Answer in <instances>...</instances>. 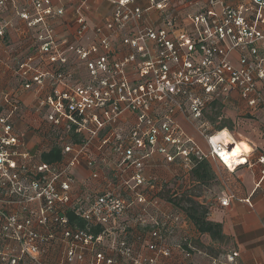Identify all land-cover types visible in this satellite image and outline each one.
Returning <instances> with one entry per match:
<instances>
[{"label": "built area", "instance_id": "1", "mask_svg": "<svg viewBox=\"0 0 264 264\" xmlns=\"http://www.w3.org/2000/svg\"><path fill=\"white\" fill-rule=\"evenodd\" d=\"M60 1L0 0V49L14 81L0 89V264H238L233 251L175 239L186 215L160 208L162 189L146 172L154 155L187 170L208 157L228 172L246 164L228 166L230 144L203 126L213 104L220 123L221 104L237 96L264 135V0H78L70 38L56 31ZM101 1L110 13L92 26ZM8 7L31 37L24 47L5 42L16 27L1 16ZM53 149L61 159L43 162ZM256 161L264 171V150ZM99 179L105 186L91 190ZM126 214L147 229L136 240L115 229Z\"/></svg>", "mask_w": 264, "mask_h": 264}, {"label": "crops", "instance_id": "2", "mask_svg": "<svg viewBox=\"0 0 264 264\" xmlns=\"http://www.w3.org/2000/svg\"><path fill=\"white\" fill-rule=\"evenodd\" d=\"M15 1L17 6H22L26 0ZM77 1L61 0L58 3L65 9L64 15L58 19L56 24V31L59 36L68 38L72 36L75 24L70 20L73 17L74 5ZM146 2L147 0H137V4L142 7H146ZM95 6V14L89 19L92 26L102 23V18L110 13V6L103 1L98 2V4L96 2ZM8 8L1 16L7 19L14 18L13 9L11 7ZM156 15L157 13L154 11L146 14V22L152 25L156 24ZM14 22L16 23V27L14 30L8 31L5 42L8 44L22 43L24 47L29 43L31 37L22 38L25 26L16 18H14ZM0 59L4 63L0 65V89H7L13 85L14 81L11 79L7 67L4 66L7 63L8 56L1 49ZM20 95L24 103L27 105L31 103L33 98L32 93L22 91ZM221 105L223 110L222 117L231 121V129L228 130L225 128L223 130L234 141V138H237V141L241 143L245 142L251 148V152L244 155L246 164L240 165L233 172H228L224 166L210 157L206 159L207 163L210 164L214 179L209 182L207 187L202 186L205 188L204 192H207V196H203L202 199L200 198V201H198L199 199L197 201L208 209L207 220L221 226L224 242L212 241L206 235L199 236L193 224L182 214L183 211L180 212V210L174 208L166 198L165 200H160V208L164 211L167 210L182 214L183 224L176 231L174 235L175 239L180 240L182 236H187L195 247L199 244L205 247H211V249H222L224 252L233 251L237 255L238 264H264V171L263 166L256 161L264 150V140L253 139L252 134L246 133L244 128L249 125L251 120H247L243 112H241L242 106L237 96L231 97L228 102L222 103ZM134 120L135 117L131 115L126 116V122L128 124L134 123ZM181 122L187 135H190L196 145L206 152L207 149L203 138L197 135L194 130L188 129L183 120ZM217 124L219 123L217 122ZM15 125L18 128H23L18 121ZM258 129L256 127L253 131L259 133ZM27 137L31 148L32 144L36 143V139L34 137L29 138V134ZM146 175L148 177L150 175L156 177L158 186L156 192L162 189L165 184H168V187L172 188L170 181L174 178L181 177V179H185L186 181H183L184 183L182 181H179V183L183 184V188L187 190L197 184L191 181L189 178V170L185 167L176 163H165L158 155L152 157ZM77 180L81 182L82 179L77 177ZM104 186V181L99 179L96 183H92L91 190H100ZM231 196L232 198H230L227 206L221 207L219 205L218 201L220 199ZM122 228L126 229V233L132 240H136L135 238L139 233L147 230L137 226L134 223L133 217L128 214L122 217L118 223V227L115 229L116 231H121ZM172 264L186 263L179 260L178 262H172Z\"/></svg>", "mask_w": 264, "mask_h": 264}, {"label": "trees", "instance_id": "3", "mask_svg": "<svg viewBox=\"0 0 264 264\" xmlns=\"http://www.w3.org/2000/svg\"><path fill=\"white\" fill-rule=\"evenodd\" d=\"M217 107V105L213 104L211 107V114L207 116V120H209V123L214 127L213 131L217 133L221 132L225 128L230 130L231 121L228 119H223L219 124L216 125L217 118L219 117V110H216ZM60 159L61 154L55 149L50 150L41 156V160L45 163L58 161ZM189 178L193 183L195 182L200 186L207 187L209 182L214 179L213 172L211 171L210 164L207 163V160H195L194 167L189 170ZM170 195L171 196L166 199L172 204L174 208L184 212L187 219L193 224L194 228H196L199 234L206 235L215 242H224L221 226L217 223L211 221L209 222L207 220L208 209L204 205L198 203L196 200L194 201L189 195H180L179 199L178 196H175V194L173 196L172 194ZM157 197L161 198L159 193ZM68 218L71 223L75 222L77 226H82V222L72 213H68ZM99 231L100 229H96L94 233H98ZM197 248L204 249L206 252L211 254V247H205L198 244Z\"/></svg>", "mask_w": 264, "mask_h": 264}, {"label": "rangeland", "instance_id": "4", "mask_svg": "<svg viewBox=\"0 0 264 264\" xmlns=\"http://www.w3.org/2000/svg\"><path fill=\"white\" fill-rule=\"evenodd\" d=\"M229 61H231L232 64H234V65L237 64V62L235 60V56H233V55L229 57ZM222 112H223V110H222ZM257 121L256 120L251 121V123L248 126H246L244 129L246 130V133H249L250 135L252 134V138L253 139L256 138V140H258V139L264 140V136H262L261 134L256 133L255 131H253V129L256 128V127L257 128H261V124H259ZM186 127L188 129H191L193 131V129L190 128L188 125H186ZM207 128L208 129L209 128H213L214 129V127L210 123L209 124L207 123V124H205L203 126V129H206L207 130ZM262 137H263V139H262ZM234 139H235V141L238 140L237 138H234ZM179 181H182L183 182V181H186V180L185 179H181V177L180 178L171 179L170 183H171L172 188L168 187V184H165L163 186L162 190H160L159 196L162 199H165V198H168V197L171 196L170 195V192H171L172 195H174V194L189 195L190 197H192V199H195L196 201L198 199H199L198 201H200V198L202 199L203 196H205V197L207 196L206 195L207 192H204L205 191V188H203L202 186L195 184L194 186H191L189 188V190H187V189L183 188L184 185L181 184V183H179ZM190 184H193V183H190ZM179 198L180 197H178V199ZM223 252L224 251H222V249H219V250L211 249V254H214V255H216L217 253H223Z\"/></svg>", "mask_w": 264, "mask_h": 264}, {"label": "bare ground", "instance_id": "5", "mask_svg": "<svg viewBox=\"0 0 264 264\" xmlns=\"http://www.w3.org/2000/svg\"><path fill=\"white\" fill-rule=\"evenodd\" d=\"M217 138L222 139L225 138L227 141V144H230V150L224 151L223 159L225 162V158L227 159V165L232 166V163H244L245 159L243 157V154H249L251 152V148L244 142L241 143L240 141H234L232 138H228V134L225 130H222L221 132L217 133Z\"/></svg>", "mask_w": 264, "mask_h": 264}, {"label": "snow or ice", "instance_id": "6", "mask_svg": "<svg viewBox=\"0 0 264 264\" xmlns=\"http://www.w3.org/2000/svg\"><path fill=\"white\" fill-rule=\"evenodd\" d=\"M225 162L227 163V159L225 158Z\"/></svg>", "mask_w": 264, "mask_h": 264}]
</instances>
